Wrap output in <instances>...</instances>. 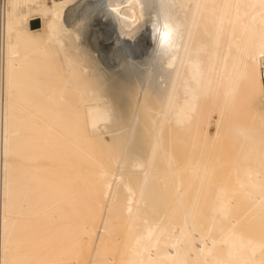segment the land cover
Masks as SVG:
<instances>
[{
    "label": "bare ground",
    "instance_id": "1",
    "mask_svg": "<svg viewBox=\"0 0 264 264\" xmlns=\"http://www.w3.org/2000/svg\"><path fill=\"white\" fill-rule=\"evenodd\" d=\"M263 57L264 0H0V264H264Z\"/></svg>",
    "mask_w": 264,
    "mask_h": 264
},
{
    "label": "built area",
    "instance_id": "2",
    "mask_svg": "<svg viewBox=\"0 0 264 264\" xmlns=\"http://www.w3.org/2000/svg\"><path fill=\"white\" fill-rule=\"evenodd\" d=\"M259 77H260L261 87L263 91V100H264V57L261 59Z\"/></svg>",
    "mask_w": 264,
    "mask_h": 264
},
{
    "label": "rangeland",
    "instance_id": "3",
    "mask_svg": "<svg viewBox=\"0 0 264 264\" xmlns=\"http://www.w3.org/2000/svg\"><path fill=\"white\" fill-rule=\"evenodd\" d=\"M37 21H38V20H36V19H35V20H31V21H30V26H31V27L36 26V24H34V23L37 22ZM106 137H107V136H106Z\"/></svg>",
    "mask_w": 264,
    "mask_h": 264
},
{
    "label": "water",
    "instance_id": "4",
    "mask_svg": "<svg viewBox=\"0 0 264 264\" xmlns=\"http://www.w3.org/2000/svg\"><path fill=\"white\" fill-rule=\"evenodd\" d=\"M34 24H36V25H37V22H35Z\"/></svg>",
    "mask_w": 264,
    "mask_h": 264
}]
</instances>
